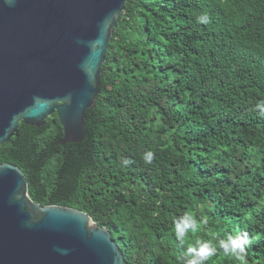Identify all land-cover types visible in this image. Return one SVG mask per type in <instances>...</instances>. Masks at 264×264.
<instances>
[{
	"label": "trees",
	"instance_id": "1",
	"mask_svg": "<svg viewBox=\"0 0 264 264\" xmlns=\"http://www.w3.org/2000/svg\"><path fill=\"white\" fill-rule=\"evenodd\" d=\"M102 70L82 143L58 145L54 115L23 154L1 145L0 164L23 171L35 203L111 231L124 264H183L196 239L236 233L247 264H264V0H127ZM185 211L207 223L181 243ZM206 264L239 262L218 248Z\"/></svg>",
	"mask_w": 264,
	"mask_h": 264
},
{
	"label": "water",
	"instance_id": "2",
	"mask_svg": "<svg viewBox=\"0 0 264 264\" xmlns=\"http://www.w3.org/2000/svg\"><path fill=\"white\" fill-rule=\"evenodd\" d=\"M127 0H0V146L57 115L58 145L82 143ZM0 264H124L111 231L80 210L40 206L23 171L0 165Z\"/></svg>",
	"mask_w": 264,
	"mask_h": 264
},
{
	"label": "clouds",
	"instance_id": "3",
	"mask_svg": "<svg viewBox=\"0 0 264 264\" xmlns=\"http://www.w3.org/2000/svg\"><path fill=\"white\" fill-rule=\"evenodd\" d=\"M197 22L201 24L210 23V17L205 13L197 17ZM261 115L264 116V101L257 104ZM155 158V153L148 151L144 153L143 160L146 164H151ZM125 165L128 164L124 160ZM207 223V217L197 220L190 211H185L182 215L174 218L173 231L175 237L181 243L184 242L189 232L196 233L201 224ZM217 243L212 240L196 239L195 243L188 246L181 256L183 264H206V262L217 254L218 248L230 259L238 261L239 264H247V249L251 244L247 233L226 234L224 238L215 237Z\"/></svg>",
	"mask_w": 264,
	"mask_h": 264
},
{
	"label": "flooded vegetation",
	"instance_id": "4",
	"mask_svg": "<svg viewBox=\"0 0 264 264\" xmlns=\"http://www.w3.org/2000/svg\"><path fill=\"white\" fill-rule=\"evenodd\" d=\"M49 118H51V117H49ZM49 118H47V120L45 121V126H46V123L48 122V119ZM42 128V127H41ZM35 129H40V128H37V127H35V126H30V125H26L24 122H21L20 124H19V129H18V133H17V135L16 136H14L12 139H11V141L13 140V141H15V142H19L20 143V145H18L19 146V149L17 150L16 149V152L17 153H24L26 150V147H25V143H27V142H29L30 141V139H29V137L27 136V135H25V133H28V132H30L31 130H35ZM2 164H6V163H2ZM7 164H10V163H7ZM1 165V164H0ZM13 165V164H12ZM15 166V165H14Z\"/></svg>",
	"mask_w": 264,
	"mask_h": 264
},
{
	"label": "rangeland",
	"instance_id": "5",
	"mask_svg": "<svg viewBox=\"0 0 264 264\" xmlns=\"http://www.w3.org/2000/svg\"><path fill=\"white\" fill-rule=\"evenodd\" d=\"M53 117H55V116H52L51 118H53Z\"/></svg>",
	"mask_w": 264,
	"mask_h": 264
}]
</instances>
